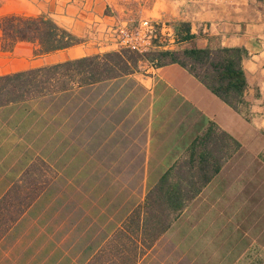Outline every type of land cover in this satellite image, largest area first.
Here are the masks:
<instances>
[{"label":"crops","instance_id":"0c3cea01","mask_svg":"<svg viewBox=\"0 0 264 264\" xmlns=\"http://www.w3.org/2000/svg\"><path fill=\"white\" fill-rule=\"evenodd\" d=\"M132 3L157 24L162 22V32L170 31L169 37L174 32L168 27L186 22L192 33L201 34L196 41L198 48H206L213 41L245 48L248 57L243 65L249 84L245 103L239 111L234 110L178 64L154 69L146 63L141 72L122 79L0 107V200L37 161L45 162L55 174L0 241V264H88L129 215L115 230L105 232L102 243L81 249L80 241L89 240L90 232L96 231V204L91 206L89 200L82 217L80 195L74 194L80 187L62 182L67 180L63 176L64 160L79 162L82 144L89 145L88 161L94 170L102 163L98 164L96 116H89L88 135L82 136L74 110L66 115L71 106L58 101L72 93L70 101L79 92L102 84H110L111 92L127 88L128 94L121 96V122L133 120V127L143 129L145 140L138 148L139 155L132 159L138 161L135 168L143 177L138 188L145 193L143 201L210 125L228 135L230 158L169 233L183 228L186 241L205 237L218 242L258 240L246 251H264V244L259 243H264V0H0V17L48 15L85 40L68 50L36 56V46L28 42L17 43L12 51L4 50L0 30V76L92 55L79 54L81 48L88 50L90 46L87 36L108 30L114 24L113 14L127 10ZM173 41L174 37L169 42ZM174 44L164 48L176 49ZM52 56L58 60L43 62ZM131 97L135 100L125 109L123 103ZM112 136H106L103 142L109 145L103 157L104 175L108 177L123 175L113 170L107 154L114 152ZM256 141L260 143L258 148ZM118 159L121 170L134 167L131 163L123 165V155ZM195 245L186 242L185 251H205ZM215 246L209 251H224L221 244Z\"/></svg>","mask_w":264,"mask_h":264},{"label":"trees","instance_id":"16d2710c","mask_svg":"<svg viewBox=\"0 0 264 264\" xmlns=\"http://www.w3.org/2000/svg\"><path fill=\"white\" fill-rule=\"evenodd\" d=\"M176 49L157 46L147 52L122 48L0 76V107L56 96L142 71L178 64L236 111L245 103L248 80L245 48L226 47L213 41L197 47L201 34L186 22L172 26ZM2 48L12 51L19 42L36 46L44 56L82 45L85 40L61 27L52 17L8 15L0 17ZM211 40V39H210ZM228 135L212 124L190 145L132 209L121 226L88 264H140L184 210L219 174L232 152ZM43 161L33 163L0 200V241L43 193L54 178Z\"/></svg>","mask_w":264,"mask_h":264},{"label":"rangeland","instance_id":"374dc122","mask_svg":"<svg viewBox=\"0 0 264 264\" xmlns=\"http://www.w3.org/2000/svg\"><path fill=\"white\" fill-rule=\"evenodd\" d=\"M113 15L115 16L113 20L114 24L104 32H93L92 36L88 35L86 39L90 40V46L87 47L88 50L81 48L79 54L91 52L94 55L119 50L117 34L115 32L117 27L122 25L134 27L143 20H154L151 16L142 13L135 3L128 4L127 10L115 12ZM166 25L168 26L170 23L167 22ZM157 27L159 32L158 41L164 45H175L172 42L169 43L171 38L167 33L164 34L162 32V22H158ZM69 56L74 55L71 54ZM57 60L58 58L52 56L46 58L43 62L51 63ZM110 89H112L110 84H102L91 88L90 91L79 92L70 101L68 97H71L73 95L72 93L58 101L60 104H69L71 106L65 111L66 115L72 114V110H74V117L78 119L75 122L80 123L82 136L85 135L87 137L88 135L89 116H91V119L92 116H96L98 164L101 161L102 167L97 166V169L94 170L92 165H89V145L87 143L81 145V158L79 162L76 159L72 161L69 159L64 160L63 176L67 180H63L62 182L74 183L80 187L76 189L78 191H74V194L75 197L77 194L80 195L82 201V217L84 215V209L88 210L89 200L92 201L91 206L93 202L96 204V231L94 233L92 231L90 232L89 240L82 239L80 241L81 249L90 244L98 245L102 243L107 236H104L105 232L115 230L129 212L136 205L142 203L145 195L144 192L138 190L141 187L143 179L142 175L138 173L139 170L135 168L138 161L135 159L132 160L139 155L138 148L145 140L143 129L133 127L132 124H135L133 120L121 122V116L124 113V111H121L120 106L123 100L121 96L122 94H128L127 88L123 92H111ZM134 100L135 97L128 98L123 103L125 109ZM111 134L113 135L111 146L114 148V152L107 154L112 158L114 164L113 170L118 172L122 171L123 175L108 177L104 175L103 157L105 155V147L109 145H105L103 142L105 137L107 136L108 138ZM259 144L256 141L255 148H258ZM99 149L102 150L99 151ZM121 155L124 156L123 165L131 163L134 167L121 170L122 163L118 159ZM122 187H126L128 190H120ZM204 236H208V234L205 233ZM186 242L189 243V246L196 244V248H203L205 251H185ZM257 242L258 240L248 241L242 238L226 239L218 242L207 237L202 240L186 241L182 228L177 233H167L164 235L140 264H264V251H246L247 247L254 243V245H257ZM216 243L221 244L224 251H209L212 247H216ZM259 243L264 244L262 240Z\"/></svg>","mask_w":264,"mask_h":264},{"label":"built area","instance_id":"2783aa9c","mask_svg":"<svg viewBox=\"0 0 264 264\" xmlns=\"http://www.w3.org/2000/svg\"><path fill=\"white\" fill-rule=\"evenodd\" d=\"M158 24L151 20H143L137 26L122 25L117 27L115 30L117 34V44L119 49L128 48L136 50L140 53L147 52L151 49L156 48L154 41L159 40ZM172 29V27H168ZM173 30V29H172ZM171 30V31H172ZM170 31H167V34ZM175 38L174 33L171 34L170 38ZM170 43V42H169ZM175 43L174 41L172 42ZM160 46L164 44L158 43ZM166 44L164 46H168Z\"/></svg>","mask_w":264,"mask_h":264}]
</instances>
